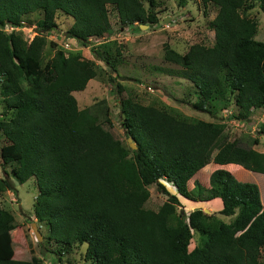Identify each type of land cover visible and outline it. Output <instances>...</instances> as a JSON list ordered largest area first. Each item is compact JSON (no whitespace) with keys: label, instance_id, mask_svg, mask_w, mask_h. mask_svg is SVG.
<instances>
[{"label":"trees","instance_id":"16d2710c","mask_svg":"<svg viewBox=\"0 0 264 264\" xmlns=\"http://www.w3.org/2000/svg\"><path fill=\"white\" fill-rule=\"evenodd\" d=\"M201 1L217 6L208 21L213 43H196L183 53L164 44V60L180 67L194 110L231 104L230 117L249 120L264 107V40L254 39L256 22L245 12L254 2L264 12V0ZM108 5L123 28L159 24L155 0H0L1 112L9 113L0 131L16 154L5 156L10 172L0 177V192L14 189L9 175L19 182L33 177L32 212L58 255L85 244L84 259L92 264H264V203L255 183L223 168L209 172L208 182L218 185L219 212L231 214L239 206L228 222L198 206H184L189 213L178 208V195L196 201L187 181L209 161L264 174V151L240 144L224 123L189 120L133 99L120 100L123 127L136 143V149L124 147L111 120L104 125L88 108L79 109L73 95L96 77L93 64L59 49L45 57L43 33L56 26L58 12L71 18L67 36L86 45L109 30ZM32 15H38L37 35L28 41L21 24H31ZM257 131L264 134V120ZM149 185L166 195L156 210L145 206ZM16 225L14 214L0 207V264L39 263L38 257L13 256L10 230ZM194 233L199 238L189 250Z\"/></svg>","mask_w":264,"mask_h":264},{"label":"rangeland","instance_id":"374dc122","mask_svg":"<svg viewBox=\"0 0 264 264\" xmlns=\"http://www.w3.org/2000/svg\"><path fill=\"white\" fill-rule=\"evenodd\" d=\"M155 3L154 12L158 14L159 24L139 28L137 26L123 28L117 20L115 7L108 5L109 30L99 39L89 38L86 45L67 36L66 32L72 24L70 17L59 12L54 16L56 26L43 33L47 40L44 48L45 57L52 56L55 49L61 50L66 56L68 53L80 54L93 64L96 72V77L88 80L85 89L73 92L78 108H88L90 114L104 125L106 117L109 118L124 147L129 143L123 127L124 117L121 115L120 100L133 99L144 105L153 104L160 109L165 108L176 116L189 120L203 119L224 123L230 137L237 138L244 146L264 151V134L257 131L258 123L264 120V107L253 111L249 120L230 117L235 114V108L231 104H228L226 109H223L222 104H215L214 108H208L209 112L194 110L187 100L194 103L196 99L191 94L188 81L179 77L177 72L180 67L164 60V44L177 53H183L196 43L210 46L213 38L208 21L215 16L217 7L211 3L204 5L201 0L189 2L185 9L178 6L177 0H155ZM252 5L253 8L247 10L245 14L256 22L254 39L263 41L264 12L256 7L257 2ZM37 16L28 17L31 24L25 21L21 24V30L28 41L37 35L35 23ZM7 29L10 30L9 27ZM5 106L0 97V120H5L9 116V113L3 115L1 112ZM5 156L15 157L16 154L0 131V177L4 176L6 170L10 172V163L4 162ZM213 163L209 161L204 168L198 169L193 192L196 200L211 201L208 203L210 207L203 206L200 210L203 209L207 214L219 213L218 217L226 222L229 216L225 217L220 215V212L213 211L216 209L214 208L216 186L207 180ZM233 164L238 165L230 163L227 166ZM226 170L238 180L255 183L260 201L264 203V174L247 169H242L238 173L235 172V167H228ZM8 178L13 181L14 189L0 192V207L12 212L17 223L16 227L10 230V241L14 246L13 256L24 260L30 256L38 257L40 261L37 264H92L90 260L84 259L85 244H75L69 251L58 255L55 252L58 249L57 245L46 239L47 227L43 222H38L32 212L37 194L36 181L33 177L25 182H19L11 175ZM168 187L175 192L171 185ZM148 189L150 195L145 206L156 210L166 195L155 185H149ZM178 198L182 200L178 208H182L184 213L189 212L186 208L199 207L196 205L199 203H193L196 206H191L186 204L187 200L182 196L178 195ZM32 222L38 225L42 234L40 240L35 239L31 229ZM198 238V233H194L189 250L195 246ZM260 259L264 262V245L260 249Z\"/></svg>","mask_w":264,"mask_h":264},{"label":"crops","instance_id":"0c3cea01","mask_svg":"<svg viewBox=\"0 0 264 264\" xmlns=\"http://www.w3.org/2000/svg\"><path fill=\"white\" fill-rule=\"evenodd\" d=\"M217 7V6H216ZM182 9H185L186 8V6L185 7H181ZM212 38H213V31H212ZM213 43V42H212ZM230 163H226V164H222V165H220V164H215V163H213V165H212V167L210 168L211 170L212 169H216V168H224V169H227L228 167H235V172H240V171H242V169H244V168H241L239 165H234L233 164V166H227V165H229ZM210 170V171H211ZM198 171V170H197ZM197 171H196V173L192 176V177H190L189 179H188V181H187V188H188V190L190 191V193L193 195V196H195V194H194V192H193V190H195V177H196V175H197ZM209 174V173H208ZM217 186V192H216V197L214 198V200H215V206H214V208H216V209H214L213 211H217V212H219V210H221L222 209V204H221V200H220V196H219V189H218V185H216ZM204 189V188H203ZM204 195H206V190L204 189ZM259 197H260V195H259ZM183 198H185V197H183ZM186 199V198H185ZM179 200L180 201H182L181 200V198H179ZM187 200V202H186V204H189V205H191V206H196V205H199V207H210V204H208L209 202H211L210 200H201V199H199V200H196V201H193V200H190V199H186ZM262 203H263V201H261ZM193 203H199V204H196V205H193ZM239 206H236V208H235V210H234V212H232L231 214H226V215H223V214H221L220 213V215H223V216H229V220H227L226 222H228V221H231L232 219H233V217L235 216V214L237 213V211L236 210H238L239 208H238ZM201 211H203L204 213H206L203 209L201 210ZM189 213V212H188ZM207 214V213H206ZM219 214V213H218ZM218 214H216V215H214L215 217H217V218H219L218 217ZM220 219V218H219ZM222 221H224V220H222ZM225 222V221H224ZM194 248V247H193ZM192 248V249H193ZM191 249V250H192Z\"/></svg>","mask_w":264,"mask_h":264},{"label":"water","instance_id":"95a60500","mask_svg":"<svg viewBox=\"0 0 264 264\" xmlns=\"http://www.w3.org/2000/svg\"><path fill=\"white\" fill-rule=\"evenodd\" d=\"M140 27H148V26L147 25H140ZM128 143H129L128 144L129 148L136 149V143L134 141H132L131 137H128ZM31 229H32V231H33V233H34V235L36 237L35 239L36 240H40L42 238V234H41V232H40V230H39V228H38V226L36 225L35 222L31 223Z\"/></svg>","mask_w":264,"mask_h":264}]
</instances>
